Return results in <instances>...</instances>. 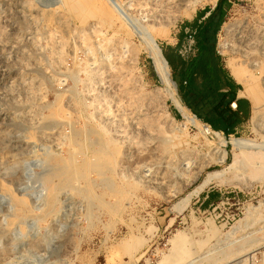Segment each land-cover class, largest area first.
Here are the masks:
<instances>
[{
	"label": "rangeland",
	"instance_id": "1",
	"mask_svg": "<svg viewBox=\"0 0 264 264\" xmlns=\"http://www.w3.org/2000/svg\"><path fill=\"white\" fill-rule=\"evenodd\" d=\"M218 1L104 0L110 19L95 5L75 12L64 0H0V264H159L178 233L206 240L203 251L216 258L244 233L237 226L247 211L264 205V169L258 176L245 164L228 169L237 152L230 139L264 148V132L251 118L230 135L187 123L142 35H157L162 51L176 48L181 27ZM230 2L216 41L227 69L240 58L227 22L264 33V0ZM253 56L262 65L253 73L264 103V55L259 48ZM103 150L109 156L97 159ZM134 152L140 155L128 163L119 156ZM166 166L164 183L144 177ZM76 168L90 172L67 180L53 198V184ZM216 170L221 175L200 188ZM257 211L254 229L264 226ZM256 236L247 257L264 255V229Z\"/></svg>",
	"mask_w": 264,
	"mask_h": 264
},
{
	"label": "bare ground",
	"instance_id": "2",
	"mask_svg": "<svg viewBox=\"0 0 264 264\" xmlns=\"http://www.w3.org/2000/svg\"><path fill=\"white\" fill-rule=\"evenodd\" d=\"M185 1L186 0H176V2L179 3V4H182ZM64 4L69 9H71V10H73L75 12L76 11H81V12L87 11L90 5H95L97 7V9L100 11L102 17L110 18V19L114 17V14L110 10V8L106 5V3L104 2V0H64ZM156 14H154L155 17L157 16ZM224 28H226V30H227L228 33H231L233 35V38H234V41L233 42H235V45L233 47V50L236 53H239L240 54V58H243L244 59V60H241L240 58H239V60H236V59H233V58L232 59H229L228 62H227L228 70L230 71V73L233 76V78L239 84L243 85V87H244L243 90H241V93L239 95L242 96V97H246L247 99L253 100V110H252L251 120H252V123L254 125V128L257 131L261 130V131L264 132V103L261 101V97H260L261 94L259 95V93H258L259 91H257V89H256V86H255L256 76L253 73V70L259 69L260 67H262V65L260 64V62H257L256 60H254L253 54H254V52L257 49L260 48L261 53L264 55V33H263L264 31L262 32L263 33L262 35L260 34V36H258L257 33H256V31L253 29V27L251 28L247 24L246 25H240V23L238 21H230V22H227L225 24ZM154 30H155V28H154ZM154 30L152 29V31H154ZM149 33L146 34V33L143 32V34L142 33L141 34L143 36L144 35L145 36L144 37L141 36V37H143L144 44L146 46L148 55L151 57V59L153 61L155 70H156V72H157V74H158L161 82L165 86V89H166V92H167L166 96L168 95L175 102V104L177 105V107L179 108V110L183 113V115H184L185 120H186L187 123L192 124V125H197L200 128L202 127L201 129H203V133L207 134L208 132L204 128V125L201 123L200 119L195 114H193L192 111L187 106H185L184 104H182L181 101L177 98L175 84H174V82H173V80L171 78L170 66H169V63H167V60H166V58H165V56L163 54V51H162L160 45L157 42V35H155L153 33L152 34L150 33V35H149ZM236 57H237V55H236ZM248 59H249V61L247 62L246 60H248ZM259 74H261V72H259ZM263 74H264V72H263ZM262 79H263V82L262 83L264 84V75H263V78ZM182 126H183V128L181 127V129L185 132L187 126H185V125H182ZM200 132H202V131H200ZM216 135H221V134L216 133ZM106 143L104 145H106ZM230 143L232 144V146L234 147V149L237 152L233 154L234 155L233 156V160L229 164L228 169H232V168L233 169L234 168L236 169L241 164H245V165H249L251 167V170H250L249 173H251L252 176H258V175H260L261 172H262V170L264 169V148L252 147L249 144V142H247L245 140H241L240 138H237V137H232L230 139ZM99 147H101V146H99ZM99 147H98V149H99ZM102 147H104V146H102ZM86 151H87V148H86ZM139 152H140V150H139ZM139 152H134V154L136 156L133 154L132 156L129 157V156H127L124 153L122 155H119V156L121 157V159H122L123 162L128 163V162H131L134 157L137 158L140 155ZM152 153H154V152H152ZM114 155H116V153ZM226 155H227V150H224V159L226 158ZM107 156H109L108 155V152L103 150V151H101V154H99V156H98L97 159L104 158V157H107ZM85 157H87V156L85 155ZM116 157H118V156H116ZM68 159H70V158H68ZM82 159L84 160L85 158H82ZM93 159H94V157H93ZM115 159H117V158H115ZM108 160H110V159H108ZM88 161H89V159H88ZM105 164H106V162H105ZM87 165H89V163H87ZM114 165H115V163H114ZM170 166H172V165H170ZM150 168H152V167L150 166ZM167 168H169V166H166L165 169H161L160 171L157 170V172L155 174H152V171H151V173L146 174L144 177L147 178L146 180L148 182H150L151 185H152V183H154V184L164 183L165 182L164 179H166L165 178L166 177L165 175L167 174ZM95 169H96V167H95ZM68 170H70V169H68ZM78 170L76 168V169H72V171L70 170L67 174L64 173L65 175L61 177V180L58 179V181L60 183H58V185H55L57 183V181H56L53 184L52 189H50L53 198L57 194L56 191L67 180H74L75 178H78L79 176L76 175L77 173L84 178V177H86V174L88 172H90V169H88L89 171L86 174H83L82 172H80ZM82 170L84 171V169H82ZM86 170H87V168H86ZM91 170H92V168H91ZM139 171H141V170H139ZM221 173H222V171H217V170L214 171V172H210L207 175V177L203 180V182L201 183L200 188H203V187L209 185L210 183H212V181L215 180L216 178H218L221 175ZM95 174H96V172H95ZM101 175H104V174H101ZM118 179H119V177H118ZM79 180H80V178H79ZM67 183H68V181H67ZM91 183L92 182H90L89 184H91ZM155 186H157V185H155ZM113 187H115V186H113ZM116 188H118V186ZM114 191H116V190H114ZM106 192H109V191H106ZM104 193H105V191H104ZM87 194L88 195H91L90 189L88 190V193ZM110 194H112V193H110ZM115 194H116V192H115ZM104 196L105 195H103V197ZM119 197H120V195H119ZM119 197H118V199L120 200ZM183 200H185V199H183ZM106 202L110 205V203H109L110 200H108ZM103 203H105V202H103ZM112 204L110 206H112ZM126 204H128V203H126ZM109 205H107V206H109ZM178 205H179V203H178ZM178 205L176 206V208H178ZM258 209H260L261 212H264V205L261 206V207H258V208L257 207L256 208H251V209H249L247 211L246 218L244 217L245 219L243 218L244 220H243L242 224L240 223V225L237 226V227L242 228V229L244 228L245 229L244 233L242 232L243 234L241 236H237L234 239H232L231 241L225 243L223 245V248L221 249V253H220V255L218 257H216V258H210L209 255H207V253L203 251V249H204V247L206 245V240H203V241L202 240H200V241L197 240V242H198L197 243L196 241H194V240L191 239V235L185 234V233H178L171 240L172 247H171L170 253H168V254L165 253L162 256V260L160 261L159 264H169L170 262H175L176 264H201V261L213 262L214 264H231V263H233V262L236 261V264H247L248 261L250 260V258L254 255V254H252V255H250V256L247 257V254H249V252L252 250L251 249L249 251V247H251V245H254L259 240V238H257L256 235L258 233H261L262 232V229H264V226L263 227H260V228H257V229H254L253 228V224L254 223L250 222V219H251L252 214L256 210H258ZM178 210H180V209H178ZM261 212H258L257 211L256 213H261ZM45 215H47V213ZM260 215H262V214H260ZM212 229L213 228H211V230ZM213 230H215V229H213ZM235 231H238V230H235ZM235 231H233V232H235ZM262 237H263V235H262Z\"/></svg>",
	"mask_w": 264,
	"mask_h": 264
},
{
	"label": "trees",
	"instance_id": "3",
	"mask_svg": "<svg viewBox=\"0 0 264 264\" xmlns=\"http://www.w3.org/2000/svg\"><path fill=\"white\" fill-rule=\"evenodd\" d=\"M230 5V0H219L214 9L204 12H210L206 18L189 22L190 34L181 32L179 46L163 50L183 104L214 130L227 135L237 134L252 112L249 99L238 97L241 84L226 68L216 46L217 33ZM189 35L194 39V51L183 55L181 46L188 43Z\"/></svg>",
	"mask_w": 264,
	"mask_h": 264
},
{
	"label": "built area",
	"instance_id": "4",
	"mask_svg": "<svg viewBox=\"0 0 264 264\" xmlns=\"http://www.w3.org/2000/svg\"><path fill=\"white\" fill-rule=\"evenodd\" d=\"M186 33L187 34H190V29H187L186 30ZM193 44H194V39H193L192 35H189V41H188V43L186 45H184V47L181 49L182 54L183 55H187V54L193 52L194 51V45ZM203 125H204V128L208 132L207 134H209V135H213V134H216V133H219L221 135L222 134H225L224 131L214 130L212 128V126L210 124H208V123H203ZM247 264H264V255H262V254H259V255L254 254L250 258V260L248 261Z\"/></svg>",
	"mask_w": 264,
	"mask_h": 264
},
{
	"label": "crops",
	"instance_id": "5",
	"mask_svg": "<svg viewBox=\"0 0 264 264\" xmlns=\"http://www.w3.org/2000/svg\"><path fill=\"white\" fill-rule=\"evenodd\" d=\"M214 9V8H213ZM210 14V12L209 13H206V14H204V12H201V11H199V12H197V14L194 16V18H192L191 20H189V22H192L194 19H199V21H201V20H203L204 18H206L208 15ZM188 27H189V24H185V26H182L181 28V30L183 31V32H185L187 29H188ZM181 31V32H182ZM182 48L184 47V46H181ZM240 93H241V91H240ZM238 97L239 98H246V97H242V96H240L239 94H238ZM237 106V104H236V102L235 103H233V107L235 108ZM180 112H179V110L176 108V114H179ZM252 116V115H251ZM244 125V124H243ZM242 127V126H241ZM204 202H205V204L206 205H208L209 203H210V201H211V194H207L205 197H204V200H203ZM210 205H212V203H210L209 204V206Z\"/></svg>",
	"mask_w": 264,
	"mask_h": 264
},
{
	"label": "water",
	"instance_id": "6",
	"mask_svg": "<svg viewBox=\"0 0 264 264\" xmlns=\"http://www.w3.org/2000/svg\"><path fill=\"white\" fill-rule=\"evenodd\" d=\"M166 58V57H165ZM167 60V59H166ZM167 63H168V60H167ZM173 80V79H172ZM174 84L177 86L176 82L173 80Z\"/></svg>",
	"mask_w": 264,
	"mask_h": 264
}]
</instances>
